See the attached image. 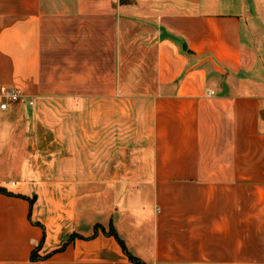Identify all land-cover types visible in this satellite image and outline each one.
<instances>
[{
	"label": "crops",
	"instance_id": "0c3cea01",
	"mask_svg": "<svg viewBox=\"0 0 264 264\" xmlns=\"http://www.w3.org/2000/svg\"><path fill=\"white\" fill-rule=\"evenodd\" d=\"M263 3L0 0V264H264Z\"/></svg>",
	"mask_w": 264,
	"mask_h": 264
},
{
	"label": "built area",
	"instance_id": "2783aa9c",
	"mask_svg": "<svg viewBox=\"0 0 264 264\" xmlns=\"http://www.w3.org/2000/svg\"><path fill=\"white\" fill-rule=\"evenodd\" d=\"M264 7V3H263ZM210 94H213L211 91ZM22 95L19 90L14 88H5L0 90V111L8 110L9 106L13 103L20 102ZM32 105V102H29Z\"/></svg>",
	"mask_w": 264,
	"mask_h": 264
},
{
	"label": "trees",
	"instance_id": "16d2710c",
	"mask_svg": "<svg viewBox=\"0 0 264 264\" xmlns=\"http://www.w3.org/2000/svg\"><path fill=\"white\" fill-rule=\"evenodd\" d=\"M106 233L109 234V235L114 236V237L117 239V241L119 242V244L121 245V247L125 250V252H127V250H126V248H125V245H124L123 241L119 238V236L117 235V233H116L115 229L113 228V226H110L109 230H108ZM75 236H76L75 234L71 235L70 239H73ZM128 256H129V258H130L131 260L140 263L139 260H137L136 258H134V257H133L132 255H130L129 253H128ZM30 258H31L32 260H37V259H39V256H38L37 253H36V249L33 250V252H32L31 255H30Z\"/></svg>",
	"mask_w": 264,
	"mask_h": 264
},
{
	"label": "rangeland",
	"instance_id": "374dc122",
	"mask_svg": "<svg viewBox=\"0 0 264 264\" xmlns=\"http://www.w3.org/2000/svg\"><path fill=\"white\" fill-rule=\"evenodd\" d=\"M243 40H245V38H243Z\"/></svg>",
	"mask_w": 264,
	"mask_h": 264
}]
</instances>
